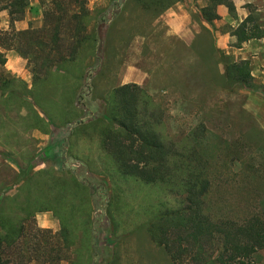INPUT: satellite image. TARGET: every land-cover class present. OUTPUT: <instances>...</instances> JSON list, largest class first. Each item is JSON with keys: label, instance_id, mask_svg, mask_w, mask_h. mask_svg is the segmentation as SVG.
I'll return each mask as SVG.
<instances>
[{"label": "rangeland", "instance_id": "1", "mask_svg": "<svg viewBox=\"0 0 264 264\" xmlns=\"http://www.w3.org/2000/svg\"><path fill=\"white\" fill-rule=\"evenodd\" d=\"M39 1L44 25L17 35L34 86L24 87L0 64V206L21 229L18 240L3 244V258L14 264H175L146 226L158 211L185 204L182 175L145 183L117 170L100 146L101 120L108 118L96 111L87 124L88 109L77 104L85 70L93 107L113 88L136 83L163 111L157 131L164 139L185 154L197 145L202 158L191 165L202 166L209 179L204 207L211 218L264 221V129L246 107L253 93L264 99L263 84L253 78L254 89L227 88L216 65L228 57L207 37L189 46L168 34L138 0H117L120 7L114 0ZM104 10L109 26L95 49L90 33ZM251 16L249 27L258 24ZM80 25L87 30L78 33ZM55 66L62 73L50 75ZM64 138L70 145L62 151ZM74 178L97 191L104 184L105 195L91 196ZM250 258L264 264V247ZM202 261L213 264L209 256Z\"/></svg>", "mask_w": 264, "mask_h": 264}, {"label": "trees", "instance_id": "2", "mask_svg": "<svg viewBox=\"0 0 264 264\" xmlns=\"http://www.w3.org/2000/svg\"><path fill=\"white\" fill-rule=\"evenodd\" d=\"M7 1V4H0V7L9 6L12 19L21 16L22 8L16 6L23 0ZM114 1L117 7L121 6L117 0ZM138 1L145 10L151 11L156 17L171 4L184 0ZM221 1L226 2L229 10H232L228 0H209V5L201 9L202 17L208 21L218 18L214 6ZM105 12L102 11L95 18L90 33L95 49L103 43L109 26ZM252 20L250 14L232 30V34L236 36L235 46L264 33L256 24L249 27L248 23ZM81 30H87V26L80 25L78 33ZM64 60L65 57H60L58 61ZM4 61L0 53V64ZM222 67L223 72L219 76L227 88L233 85H253L248 60L223 61ZM82 76L84 82L78 93L77 104L88 109L90 119L87 124L95 120L96 111L108 118L101 120L104 126L100 131V146L122 175L134 176L145 183L168 181L173 179L178 171L182 175L186 191L185 204L180 208L158 211L147 223L151 237L165 249L171 260L175 264H181L182 257L192 253L191 263L188 264H206L202 261L204 256L211 257L213 264H252V254L264 247V221L256 216L241 223L231 219L211 218L204 207V195L209 188V179L202 166L191 165L200 159V156L202 158L197 145H192L185 154L177 150L176 142L164 139L157 131V125L162 122L163 111L136 83H124L113 88L99 107H93L86 99L91 90L90 73L85 70ZM254 88L253 85L252 89ZM82 123L79 121L73 128L81 126ZM60 144L62 151L66 150L70 145L69 138L62 139ZM74 183L81 189L89 188L91 196H94L95 192L105 195L104 184H100L101 190L97 191V186L85 181L74 178ZM20 235L21 229L13 219L5 216L4 208L0 206V264H14L9 258H3L2 246L5 243H14ZM212 243H217L218 246L210 250Z\"/></svg>", "mask_w": 264, "mask_h": 264}, {"label": "crops", "instance_id": "3", "mask_svg": "<svg viewBox=\"0 0 264 264\" xmlns=\"http://www.w3.org/2000/svg\"><path fill=\"white\" fill-rule=\"evenodd\" d=\"M228 2L232 10H229L226 2H218L214 6L218 18L211 21L204 19L201 15V9L209 5V0L177 1L158 15L156 21L162 20L167 27L168 34L177 37L189 46H194L198 41L207 37L212 47L222 52L221 55L228 57L230 62L248 60L254 81L264 85V33L259 37L243 41L237 46L234 45L236 36L232 34V30L250 14L258 17L257 25L264 30V22H262L264 20V0H228ZM7 3L8 1L5 0L0 4ZM43 10L44 6L39 0H25L21 16L12 19L9 6L0 7V36L15 35L7 44L0 42V53L5 59L2 64L3 68L28 89L34 86L32 73L26 65V56L18 50L17 35L27 34L42 27L45 22ZM216 67L219 75L222 74V63H218ZM61 72L56 66L50 69V75H57ZM41 81L45 83L46 79ZM246 107L264 129V99L253 93ZM38 116L42 117L41 112ZM146 232L149 233L147 229Z\"/></svg>", "mask_w": 264, "mask_h": 264}]
</instances>
